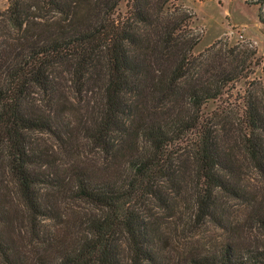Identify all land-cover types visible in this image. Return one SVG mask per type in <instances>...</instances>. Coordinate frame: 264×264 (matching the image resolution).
I'll use <instances>...</instances> for the list:
<instances>
[{"label":"trees","instance_id":"trees-1","mask_svg":"<svg viewBox=\"0 0 264 264\" xmlns=\"http://www.w3.org/2000/svg\"><path fill=\"white\" fill-rule=\"evenodd\" d=\"M120 1L9 0L0 14V176L8 174L24 211L7 198L0 203V262L124 264L126 248L130 264H159L157 233L138 207L159 196L164 180L192 175L198 215L225 233L191 256L193 263L264 264V246L229 234L235 230L217 202L228 192L264 230V194L246 198L233 181L238 150L264 177V105L249 98L237 121L225 111L204 116L203 107L237 79V66L215 73L214 62L199 65L192 54L198 38L183 34L190 17L167 12L169 0H128L124 15ZM254 5L264 26V0ZM4 23L16 37L5 36ZM57 67L79 94L85 86L98 90L94 117L81 129L105 154L100 173L73 164L53 178L36 171L48 160L34 134L66 146L74 136ZM35 91L45 109L31 101ZM43 184L95 204L99 213L80 233L44 229L40 217L56 227L61 218L39 192ZM20 222L26 240L16 230Z\"/></svg>","mask_w":264,"mask_h":264},{"label":"rangeland","instance_id":"rangeland-1","mask_svg":"<svg viewBox=\"0 0 264 264\" xmlns=\"http://www.w3.org/2000/svg\"><path fill=\"white\" fill-rule=\"evenodd\" d=\"M127 1H120L118 13L126 14ZM256 1L258 0H169L167 3V12L176 16L185 13L190 17L187 26L183 28V34L198 38L199 43L192 54L199 65L214 62L215 73L237 66V79L226 83L222 95L203 107L204 116L211 117L225 111L237 121L249 98L264 105V26L257 19L258 6L254 5ZM8 4L9 0H0V14L7 9ZM262 11L264 12V8ZM4 25L2 28L6 29L5 36L10 33V38L16 37V32L6 23ZM53 74L59 83L62 102L67 103L66 113L73 126L74 136L66 146L48 134H34L33 139L45 152L48 160L46 165L36 171L45 178H53V172L57 169L62 174L65 168L73 164L90 166L100 173V166H103L106 159L105 154L86 139L81 129L82 125L89 126V120L94 117L99 100L98 90L85 86L79 94L75 90L77 85L73 83L72 76L62 67H57ZM35 92L37 93L33 94L31 101L45 109L43 95ZM182 154L183 151L179 152L177 157ZM238 155L240 162L233 181L246 198L260 199L264 194V177L253 168L242 150H238ZM180 176L175 180L168 179L159 183V196L145 198L138 207L140 214L157 233L155 243L161 254L159 264H194L191 256L203 251L207 245L225 238L222 227L211 218H201L198 215L200 212L195 200V177ZM0 186L3 189L0 203L7 198L19 206L24 214L16 195V187L7 173L0 176ZM39 192L46 202L54 206L61 218L56 227L53 221L40 217L38 221L44 229L63 231L62 228L66 230L69 227L74 234L80 233L85 228L84 221L99 213L95 204L80 199L71 192L55 191L44 184L39 186ZM217 202L235 230L228 232L229 234L246 239L254 245L264 246V230L248 217L247 206L243 201L221 191ZM23 225V222L17 224L16 230L21 228L26 240L28 234ZM120 242L123 246L126 245L122 239ZM129 252L126 248L123 251L124 264L131 263L128 259Z\"/></svg>","mask_w":264,"mask_h":264}]
</instances>
